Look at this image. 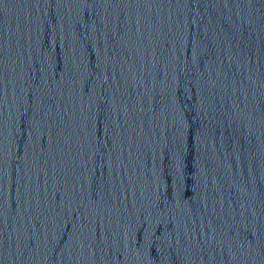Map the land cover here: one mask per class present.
Instances as JSON below:
<instances>
[{
    "label": "water",
    "instance_id": "95a60500",
    "mask_svg": "<svg viewBox=\"0 0 264 264\" xmlns=\"http://www.w3.org/2000/svg\"><path fill=\"white\" fill-rule=\"evenodd\" d=\"M0 264H264V0H0Z\"/></svg>",
    "mask_w": 264,
    "mask_h": 264
}]
</instances>
